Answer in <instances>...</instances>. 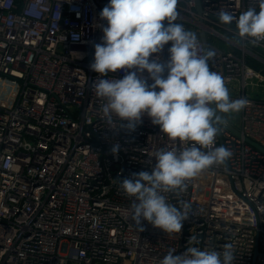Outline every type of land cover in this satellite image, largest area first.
Here are the masks:
<instances>
[{"label": "built area", "instance_id": "1", "mask_svg": "<svg viewBox=\"0 0 264 264\" xmlns=\"http://www.w3.org/2000/svg\"><path fill=\"white\" fill-rule=\"evenodd\" d=\"M108 3L0 0V264H160L169 249L184 252L191 237L202 250L232 244L235 264H264V151L245 138L264 147V96L248 93L264 84L251 63L264 64V40L240 37L235 22L218 16L259 11V0H201V11L197 0H177L174 23L196 35L198 54L205 53L202 30L231 47L207 39L210 71L223 77L231 100L248 104L222 113L233 128L221 121L213 147L232 156L187 181L179 199L190 203V216L172 234L147 221L139 231L129 218L134 198L119 187L132 173L151 171L157 149L181 145L146 114L134 132L114 131L102 118L93 82L126 74L101 76L90 67ZM171 44L153 54L165 78ZM137 75L154 83L146 70Z\"/></svg>", "mask_w": 264, "mask_h": 264}, {"label": "clouds", "instance_id": "2", "mask_svg": "<svg viewBox=\"0 0 264 264\" xmlns=\"http://www.w3.org/2000/svg\"><path fill=\"white\" fill-rule=\"evenodd\" d=\"M176 6L177 0H109L100 12L107 26L102 27V43L95 45L90 65L101 76L117 70L126 73L122 79H98L92 84L95 95L104 101L102 118L110 129L134 132L146 114L163 134L181 145L157 149L151 171L119 180L124 194L134 198L129 218L140 226L138 230L143 231L142 222L147 221L168 234L181 233L190 216V203L179 199L187 190V181L213 165L225 164L232 156L223 146L213 147L220 131L218 113L239 112L248 104L243 98L231 100L223 77L210 71L208 60L215 53L198 54L196 35L174 23ZM218 16L223 24L235 22L240 37H250L253 43L264 40V0H259V11L249 8L236 17L221 10ZM73 39L78 40L79 35L73 34ZM170 41L165 78V65L153 54ZM145 70L152 85L137 75ZM189 141L191 146H184ZM120 149L114 144L113 156ZM196 243L195 237L189 238V246L180 254L169 249L160 264H235L232 244L217 251L202 250Z\"/></svg>", "mask_w": 264, "mask_h": 264}, {"label": "rangeland", "instance_id": "3", "mask_svg": "<svg viewBox=\"0 0 264 264\" xmlns=\"http://www.w3.org/2000/svg\"><path fill=\"white\" fill-rule=\"evenodd\" d=\"M208 40L211 44H215L219 47H221L222 49H228L231 48L227 42L223 41V39H221L220 37L216 36V35H208ZM259 52L264 55V52L262 51V49L258 48ZM256 63V62H255ZM258 64V69L261 70L264 73V64L261 60L257 61ZM229 91V89H228ZM251 91L252 94H254V96H264V84H261L259 86H256L254 90L249 89L248 93ZM230 92V91H229Z\"/></svg>", "mask_w": 264, "mask_h": 264}, {"label": "water", "instance_id": "4", "mask_svg": "<svg viewBox=\"0 0 264 264\" xmlns=\"http://www.w3.org/2000/svg\"><path fill=\"white\" fill-rule=\"evenodd\" d=\"M197 7H198V10L201 11V9H202V6H201V0H197ZM200 35H201V39H202V41H203V43H204V52L206 53V52H208L209 50H208V44H207V39H208V38H207V34H206L205 30H202L201 33H200ZM208 65H209V60H208ZM209 69H210V65H209ZM218 115L220 116L221 121H222L223 123H225L226 126H227L228 128H233L232 126H230L229 124H227L226 119H225V117L223 116L222 113H218ZM236 132H237L239 135H241V133H240L239 131H236ZM245 138H246V140H247L248 142H250L251 144H253V145L256 146L257 148H260V150L264 151V147H263L261 144H259L258 142L252 140L251 138H249V137H247V136H245Z\"/></svg>", "mask_w": 264, "mask_h": 264}, {"label": "trees", "instance_id": "5", "mask_svg": "<svg viewBox=\"0 0 264 264\" xmlns=\"http://www.w3.org/2000/svg\"><path fill=\"white\" fill-rule=\"evenodd\" d=\"M255 62H256V63H255ZM251 63H252L256 68H259V67H258V64H257V61L252 60Z\"/></svg>", "mask_w": 264, "mask_h": 264}]
</instances>
